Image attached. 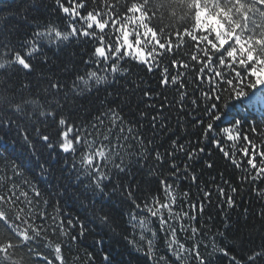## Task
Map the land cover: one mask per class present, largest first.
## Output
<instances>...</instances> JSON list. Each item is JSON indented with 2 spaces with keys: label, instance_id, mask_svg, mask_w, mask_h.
Masks as SVG:
<instances>
[{
  "label": "snow or ice",
  "instance_id": "1",
  "mask_svg": "<svg viewBox=\"0 0 264 264\" xmlns=\"http://www.w3.org/2000/svg\"><path fill=\"white\" fill-rule=\"evenodd\" d=\"M54 5L55 19L47 23L25 15L33 31L15 43L0 30V150L7 151L11 137L28 152L23 166L13 162L0 172V264L33 258L66 264L64 247L86 240L93 231L88 223L127 233L124 239L140 254V264H214L225 258L226 264H264V238L238 257L213 236L202 253L196 239L201 231L190 223L214 196L222 211L237 207L241 188L223 173L222 184L212 177L211 186L196 173L194 165L211 155L210 147L264 201V121L250 123L237 103L255 95L252 90L264 92L259 75L264 0H54ZM72 42L80 51L67 54L53 71L45 49L64 51ZM101 85L108 86L103 98ZM81 99L92 106L90 119L76 123L65 112L69 106L78 110ZM203 165L214 167L208 160ZM25 171L33 180L38 172L62 196L74 190L72 198L91 218L61 214L59 205L50 215L40 188L18 182ZM153 179L163 198L137 197L141 184ZM182 180L189 181L181 193L189 211L177 212L175 189ZM117 193L124 194L122 205H130L119 214L111 206ZM257 215L264 221V206ZM222 223L219 237L232 227L226 212ZM189 229L193 242L186 246L178 234ZM94 243L103 245V238ZM87 257L95 264L93 253ZM101 264H112L109 253L102 254Z\"/></svg>",
  "mask_w": 264,
  "mask_h": 264
},
{
  "label": "trees",
  "instance_id": "2",
  "mask_svg": "<svg viewBox=\"0 0 264 264\" xmlns=\"http://www.w3.org/2000/svg\"><path fill=\"white\" fill-rule=\"evenodd\" d=\"M39 8V11L36 9ZM55 8L54 0H0V30H3L5 34H11L13 43L17 39H23V37L31 33L33 28L31 25L26 24L24 16L27 15L29 19H38L41 23H47L49 19H55L53 14V9ZM158 15V14H157ZM153 23H157L156 19ZM211 24L212 22L209 21ZM162 26V25H159ZM190 26V23H189ZM175 36V30H173V37ZM81 45L76 42H72L67 49L64 51H57L55 47L46 48L45 51L49 57V66L52 67L53 71H57V66L60 64L61 59H63L67 54L72 52H79ZM38 67H45L44 65H38ZM141 74L143 72L141 71ZM261 78H264V73L259 74ZM151 79V77H148ZM101 91L99 93L100 97L103 98L105 92L104 88L107 85H101ZM118 87V86H117ZM109 91H115V88L109 87ZM255 95L250 98H242V102H237L238 107L243 115L247 116L249 122L253 120L257 125H260L264 121V92L260 90H252ZM83 105V106H81ZM78 110H73L69 106L65 115L70 118V120L79 123L81 119L89 118L90 114L87 109H91V105L87 104L84 99H81L77 105ZM94 114V109L92 113ZM173 126H175V119L172 121ZM247 130V125L245 126ZM189 132H192L189 126ZM194 138V137H193ZM258 139V137H257ZM7 144V151L0 150V172H3L5 165L12 166L13 162L19 165H24L26 163L28 152L23 142L19 139H13L11 137L5 140ZM208 151L211 155L205 154L202 160L194 165L196 173L201 181L205 184L212 185V177H216V183L222 184L220 180V174L223 173L225 179H230L234 185L241 188L238 193L237 207L233 209H228L226 206L223 211L215 203L216 197H213V203L209 205L205 202V208L203 215L198 212L193 213L196 215L197 219L190 222L192 226L197 227L201 231V235L197 236L196 239L201 242V252L205 250L203 244L212 243L213 236H216V243L218 245H223L230 247L234 254L238 257L241 252H247L252 246L259 245L262 238H264V221L260 219L257 215L259 209L264 206V201L259 200L253 192L249 190L247 184H241L240 182V170L231 166V164L226 161L222 154L215 148H209ZM69 159L71 157L69 156ZM203 160H208L214 163L212 169H208L203 165ZM8 175H11L10 171ZM37 178L33 180L32 174L25 171L23 176L17 178L18 182L23 180L31 181L35 183L37 187L43 193L44 198L49 200V205L47 211L50 215L55 214V208L59 205L61 209V214H70L72 216L79 215L82 219L86 216L90 219V213H85L84 208L76 202L71 196L70 190L68 195H61L56 191V189L50 186L48 183H44L39 179V173L36 174ZM141 177L137 175L135 180H140ZM135 182V181H134ZM54 183V182H53ZM264 187V185H260ZM159 188L157 180L153 179L151 183H142L141 190L136 192L137 197H144L151 200L152 196L159 195L163 198L162 189L157 191ZM189 189V181L182 180L178 189H175V194L177 196V205L174 209L177 212L189 211L187 204L182 202L181 193ZM193 195H195L196 188L193 186L191 188ZM60 192H63L61 189ZM124 199V194L117 193L113 196L111 206L114 208L115 212L119 214L120 212H126L130 205L127 203L121 204ZM43 207V205H41ZM248 209L247 218H245L244 210ZM227 213L230 217L232 224L231 229L226 233L224 237H219L216 235L218 231H224V225L222 223L224 213ZM211 217V219H209ZM119 218V216H118ZM87 223V220L85 221ZM123 222H127V216L123 217ZM189 223V222H186ZM158 227V224L156 225ZM88 228L92 229V233L87 236V239L81 243H72L69 246L64 247L63 252L66 257V264H89L87 253L91 252L95 256V264H101V257L103 253H109L112 257V264H140L141 258L140 254L136 252L124 236L127 234L123 232L120 228H116L115 231L109 228H104L103 230L97 224L88 223ZM131 232V229H128ZM139 228L137 229V240L139 238ZM179 239L190 246L193 242L189 239L191 232L187 234L179 233ZM163 233H159L157 240V246L163 253L165 250V244L163 241ZM103 238V245H97L94 243L95 240ZM63 239V238H60ZM42 254L47 255L48 250L41 247L39 249ZM26 264H41V262L35 258L28 260L26 259ZM185 264H188L186 261ZM214 264H226V258L222 261H216Z\"/></svg>",
  "mask_w": 264,
  "mask_h": 264
}]
</instances>
